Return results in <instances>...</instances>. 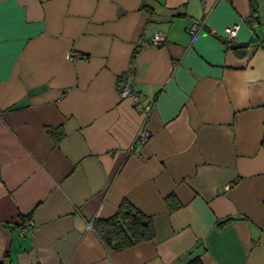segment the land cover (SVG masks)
I'll list each match as a JSON object with an SVG mask.
<instances>
[{"label":"crops","instance_id":"1","mask_svg":"<svg viewBox=\"0 0 264 264\" xmlns=\"http://www.w3.org/2000/svg\"><path fill=\"white\" fill-rule=\"evenodd\" d=\"M254 2L251 22L250 0H0V261L264 264ZM155 32L162 46L138 43ZM130 67L135 105L118 93ZM122 200L154 233L114 249L92 223Z\"/></svg>","mask_w":264,"mask_h":264},{"label":"trees","instance_id":"2","mask_svg":"<svg viewBox=\"0 0 264 264\" xmlns=\"http://www.w3.org/2000/svg\"><path fill=\"white\" fill-rule=\"evenodd\" d=\"M250 10V21L254 22L257 19L254 0H250ZM261 43L264 44V40H261ZM261 144L264 145V135H262ZM92 226L100 239L114 249H122L148 240L154 233L149 218L126 200L120 202L112 216L106 219H95ZM0 264L11 263L3 260Z\"/></svg>","mask_w":264,"mask_h":264},{"label":"built area","instance_id":"3","mask_svg":"<svg viewBox=\"0 0 264 264\" xmlns=\"http://www.w3.org/2000/svg\"><path fill=\"white\" fill-rule=\"evenodd\" d=\"M200 27H201V22H193L187 27V31L191 35H194L198 32ZM238 27H239L238 23H233L231 25L226 35L227 39L231 40L236 35ZM164 40L165 38L161 33L155 32L149 38L141 37L138 43L139 44L148 43L153 46H162L164 43ZM131 70H132V67L128 68L124 73L120 75L118 93L120 97L122 98L124 97L130 98V100L132 101V104L135 105L140 102L142 96H141V93L132 86L131 78H130ZM155 104H156V98H151L142 105V110L145 116V120L148 118L150 113L153 111ZM148 137H149V131L144 126H141V128H139L135 134L132 146L143 144ZM23 225H24L22 229L23 232L28 231L29 223L24 222ZM88 226H91V223H88Z\"/></svg>","mask_w":264,"mask_h":264},{"label":"snow or ice","instance_id":"4","mask_svg":"<svg viewBox=\"0 0 264 264\" xmlns=\"http://www.w3.org/2000/svg\"><path fill=\"white\" fill-rule=\"evenodd\" d=\"M3 24H4L3 11H2V8H0V33H2Z\"/></svg>","mask_w":264,"mask_h":264},{"label":"water","instance_id":"5","mask_svg":"<svg viewBox=\"0 0 264 264\" xmlns=\"http://www.w3.org/2000/svg\"><path fill=\"white\" fill-rule=\"evenodd\" d=\"M240 46H245V44H240V43H231L230 44L231 48H237V47H240Z\"/></svg>","mask_w":264,"mask_h":264}]
</instances>
